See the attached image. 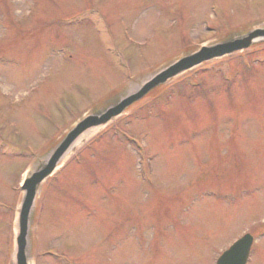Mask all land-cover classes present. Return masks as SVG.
<instances>
[{"label":"rangeland","instance_id":"obj_1","mask_svg":"<svg viewBox=\"0 0 264 264\" xmlns=\"http://www.w3.org/2000/svg\"><path fill=\"white\" fill-rule=\"evenodd\" d=\"M257 28L264 0H0V264L19 186L80 119ZM78 139L38 187L30 264H215L245 234L264 264V40Z\"/></svg>","mask_w":264,"mask_h":264},{"label":"water","instance_id":"obj_2","mask_svg":"<svg viewBox=\"0 0 264 264\" xmlns=\"http://www.w3.org/2000/svg\"><path fill=\"white\" fill-rule=\"evenodd\" d=\"M264 40V28L253 29L242 38L222 42L209 47H200L190 55L179 58L144 82L133 94L123 98L117 104L108 107L97 115L80 119L70 129L52 151L45 166L36 173L28 175L19 190L23 193L16 220V232L13 238L12 264H30L27 256L30 216L34 206L38 187L57 169L69 147L87 130L106 126L124 111L143 99L150 92L165 85L171 79L198 67L204 63L221 59L232 54L248 50L253 44ZM253 238L245 234L224 251L215 264H247Z\"/></svg>","mask_w":264,"mask_h":264},{"label":"bare ground","instance_id":"obj_3","mask_svg":"<svg viewBox=\"0 0 264 264\" xmlns=\"http://www.w3.org/2000/svg\"><path fill=\"white\" fill-rule=\"evenodd\" d=\"M139 88V87H138ZM99 129V128H98ZM80 139H77L70 147H69V149H68V151L66 152V154H65V156L62 158V160H61V162L63 161V159L66 157V155L72 150V149H74L75 147H76V145H77V143H78V141H79ZM60 162V163H61ZM60 163H59V165H60ZM58 165V166H59ZM28 256V255H27Z\"/></svg>","mask_w":264,"mask_h":264},{"label":"trees","instance_id":"obj_4","mask_svg":"<svg viewBox=\"0 0 264 264\" xmlns=\"http://www.w3.org/2000/svg\"><path fill=\"white\" fill-rule=\"evenodd\" d=\"M158 89V88H157ZM157 89H155V90H153L152 92H150L149 94H151V93H153V92H155ZM28 151V150H27ZM12 245H13V243H12Z\"/></svg>","mask_w":264,"mask_h":264}]
</instances>
